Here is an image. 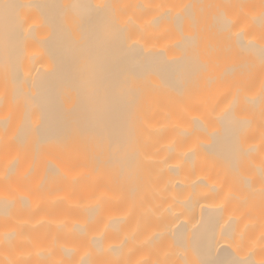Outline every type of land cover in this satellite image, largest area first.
I'll list each match as a JSON object with an SVG mask.
<instances>
[{
    "label": "bare ground",
    "instance_id": "1",
    "mask_svg": "<svg viewBox=\"0 0 264 264\" xmlns=\"http://www.w3.org/2000/svg\"><path fill=\"white\" fill-rule=\"evenodd\" d=\"M0 264H264V0H0Z\"/></svg>",
    "mask_w": 264,
    "mask_h": 264
}]
</instances>
